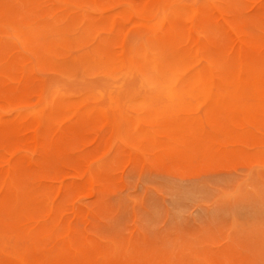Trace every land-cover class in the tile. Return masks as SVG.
Segmentation results:
<instances>
[{"label":"rangeland","instance_id":"rangeland-1","mask_svg":"<svg viewBox=\"0 0 264 264\" xmlns=\"http://www.w3.org/2000/svg\"><path fill=\"white\" fill-rule=\"evenodd\" d=\"M0 26V264H264V0H0Z\"/></svg>","mask_w":264,"mask_h":264},{"label":"bare ground","instance_id":"bare-ground-1","mask_svg":"<svg viewBox=\"0 0 264 264\" xmlns=\"http://www.w3.org/2000/svg\"><path fill=\"white\" fill-rule=\"evenodd\" d=\"M153 1H154V0H153ZM131 2H132V1H131ZM1 4H2V3H1ZM148 8H149V7H148ZM150 10H151V9H150ZM193 12H194V11H193ZM192 14H193V13H192ZM157 15H158V13H157ZM150 16H151V15H150ZM151 17H153V16H151ZM202 17H204V16L202 15ZM153 18H154V17H153ZM146 19H147V18H146ZM148 19H149V18H148ZM148 19H147V20H148ZM155 20H156V19H155ZM3 22H6V21H3ZM12 22H13V21H12ZM138 22H139V21H138ZM142 22H143V21H142ZM7 23H8V21H7ZM14 23H15V22H14ZM10 24H11V23H10ZM21 24H22V23H21ZM143 25H144V24H143ZM17 26H18V24H16V27H17ZM24 26H25V25H24ZM26 26H27V25H26ZM223 26H224V25H223ZM0 27H1V26H0ZM225 27H226V26H225ZM3 28H4V27H2V30H3ZM17 28H18V27H17ZM22 28H23V27H22ZM22 28H18V29H19V30H22ZM128 28H129V27H128ZM128 28H127V29H128ZM0 29H1V28H0ZM4 29H5V28H4ZM24 30H25V29H24ZM26 30H27V29H26ZM5 32H6V30H5ZM19 32H20V31H19ZM42 32H43V31H42ZM21 33H22V31H21ZM3 34H5V33H3ZM26 34H29V33H26ZM26 34H25V35H26ZM42 34H43V33H42ZM123 34H124V33H123ZM1 35H2V34H1ZM187 35H188V34H187ZM6 36L8 37V35H6ZM174 36H175V35H174ZM12 37H13V36H12ZM22 37H23V36H22ZM22 39H23V38H22ZM22 39H21V40H22ZM190 40H191V39H190ZM12 41H15V40H12ZM3 42L5 43V41H3ZM26 42H27V41H26ZM31 42H32V40H31ZM18 43H20V42L18 41ZM24 43H25V42H24ZM33 43L36 44V42H33ZM194 43H195V42H194ZM243 43H244V42H243ZM25 44H26V43H25ZM44 44H45V42H44ZM245 44H246V43H245ZM17 45H18V44H17ZM26 45H27V44H26ZM29 45H30V44H28V47H31V46H29ZM37 45H38V43H37ZM37 45H36L35 47H37ZM41 45H42V43H41ZM20 46H21V45H20ZM41 47H42V46H41ZM31 49L34 50L32 47H31ZM41 49H43V48H41ZM39 50H40V49H39ZM43 50H45V49H43ZM57 50H58V49H57ZM135 50H136V49H135ZM141 50H142V49H141ZM235 50H236V49H235ZM35 51H36V50H35ZM137 51H138V50H137ZM149 51H150V50H149ZM162 51H163V50H162ZM46 52H48V50H47ZM84 52H85V51H84ZM84 52H81V53H84ZM88 52H89V51H88ZM134 52H135V51H134ZM139 52H140V50H139ZM142 52L144 53L145 51H141L140 53H142ZM150 52H151V51H150ZM153 52H154V51H153ZM157 52H158V51H157ZM186 52H187V51H186ZM189 52H190V51H189ZM201 52H202V51H201ZM36 53H37V52H36ZM38 53H39V51H38ZM41 53H42V52H40L38 55H40ZM56 53H57V52H56ZM183 53H185V52H183ZM206 53H207V52H206ZM206 53H204V54H206ZM233 53H234V52H233ZM74 54H75V53H74ZM79 54H80V52H79ZM79 54H78L77 57H80V59H81L82 57L79 56ZM170 54H171V53L166 54V55H170ZM191 54H192V53H191ZM193 54H194V53H193ZM193 54H192V55H193ZM200 54H201V53H200ZM30 55H31V54H30ZM52 55H55V54L52 53ZM65 55H66V54H65ZM166 55H165V56H166ZM185 55H186V54H183V55H181V56H183V58H184ZM187 55H188V52H187ZM243 55H244V54H243ZM46 56H47V57H46V59H47V58H48V55H46ZM66 56H67V55H66ZM73 56H74V55H72V57H73ZM90 56H91V54H90ZM96 56L98 57V55H96ZM102 56H103V55H102ZM104 56H105V55H104ZM142 56H143V55H142ZM190 56H191V55H190ZM236 56H237V55H236ZM56 57H59L58 54L56 55ZM60 57H62V56H60ZM64 57H65V56H64ZM93 57H94V56H93ZM115 57H116V55H115ZM149 57H150V56H149ZM149 57H147V58H149ZM204 57H205V55H204ZM207 57H210V55H209V56L207 55ZM43 58H44V57H43ZM101 58H102V57H101ZM158 58H160V56L157 57V60H158ZM166 58H167V57H166ZM166 58H165V59H166ZM168 58H169V57H168ZM171 58H173V57H171ZM171 58H170V59H171ZM212 58H214V57H212ZM212 58H211V59H212ZM38 59H39V58H38ZM38 59H37V60H38ZM44 59H45V58H44ZM44 59H41V60L43 61ZM135 59H137V57H136ZM165 59H164V60H165ZM184 59H185V60H186V59L189 60V58H184ZM205 59H206V58H205ZM216 59H217V58H216ZM220 59H221V58H220ZM220 59L218 58L219 61L222 60V59H221V60H220ZM41 60H40V61H41ZM78 60H79V59H78ZM102 60H103V59H101L100 61H102ZM104 60H105V59H104ZM106 60H107V59H106ZM139 60H140V59H139ZM142 60H143V58H142ZM168 60H169V59H168ZM180 60H181V58H180ZM182 60H183V59H182ZM48 61H49V59H48ZM48 61H47V62H48ZM84 61H86V60H84ZM88 61H90V60H88ZM88 61H87V62H88ZM96 61H97V60H96ZM100 61H99L98 63H101ZM112 61H115V60H112ZM143 61H144V60H143ZM158 61H159V60H158ZM165 61H166V60H165ZM165 61H164V62H165ZM53 62H54V61H53ZM64 62H65V61H64ZM135 62H136V60H135ZM177 62H178V61H177ZM177 62H176V63H177ZM183 62H184V63H182V64H183V66H184L186 61H183ZM211 62H212V61H211ZM216 62L218 63V61H216ZM40 63H41V62H40ZM45 63H46V62H44V64H45ZM59 63L61 64L62 62H59ZM65 63H66V62H65ZM65 63H64V64H65ZM110 63H112V62L110 61ZM143 63H144V64H143ZM147 63H148V61H147ZM212 63L216 65L215 60H214V62H212ZM219 63H222V62H219ZM224 63H226V62H224ZM46 64H47V63H46ZM55 64H56V63H55ZM71 64H72V63H71ZM71 64H70V65H71ZM88 64H91V65H92V62H91V63H88ZM88 64H86V65H88ZM161 64H162V63H161ZM166 64H167V63H166ZM172 64H175V63H172ZM178 64H179V63H178ZM42 65H43V64H42ZM57 65H58V64H57ZM68 65H69V64H67V65H65V66L68 67ZM73 65H75V64H72V66H73ZM76 65H77V64H76ZM91 65H89L91 68H92V67H93V68H94V67L96 68V65H95V66H91ZM93 65H94V62H93ZM108 65H109V64H108ZM108 65H107V66H108ZM112 65H113V64H112ZM142 65H145V62H142ZM146 65H147V64H146ZM149 65H150V64H149ZM149 65H147V66H149ZM164 65H165V64H164ZM164 65H162V66H164ZM168 65H170V63H169ZM179 65L181 66V63H180ZM186 65H187V64H186ZM186 65H185V66H186ZM221 65L223 66V68H225L223 64H220L219 67H220ZM226 65H227V63H226ZM251 65H252V64H251ZM251 65H250V66H251ZM39 66H40V65H38V67H39ZM44 66H45V65H44ZM72 66H71V67H72ZM78 66H79V65H77L76 67H78ZM107 66H106V67H107ZM217 66H218V65H217ZM217 66H215V67H216V70L219 69V67L217 68ZM222 66H221V69H222ZM228 66H229V65H228ZM252 66H253V65H252ZM252 66H251V68H252ZM254 66H256V65H254ZM254 66H253L252 69H254ZM38 67H37V68H38ZM56 67H57V66H56ZM63 67H64V66H63ZM74 67H75V66H74ZM79 67H80V66H79ZM178 67H179L178 65H174V66H171V69L176 70ZM226 67H227V66H226ZM233 67H234V66H233ZM236 67H237V66H236ZM39 68H40V67H39ZM68 68L71 69L70 67H68ZM100 68H101V67H100ZM112 68H113V67H112ZM137 68H138V67H137ZM139 68H141V67H139ZM139 68H138V69H139ZM144 68H146V67H144ZM151 68H152V69H150V70L161 71V70H164L166 67L163 69V67H161V66L157 63L156 60H154V61H151ZM167 68H168V66H167ZM169 68H170V67H169ZM179 68L181 69V67H179ZM179 68H178V69H179ZM213 68H214V67H213ZM228 68H229V67H228ZM40 69H41V68H40ZM42 69H43V68H42ZM45 69H47L46 66H45ZM69 69H67V70H68V71H71V70H69ZM75 69H76V68H75ZM75 69L72 68V71H73V70L75 71ZM88 69H90V68H88ZM110 69H111V68H110ZM115 69H118V70H119L120 68H115ZM121 69H122V68H121ZM141 69H142V68H141ZM202 69H203V68H202ZM214 69H215V68H214ZM226 69H227V68H226ZM229 69H231V68H229ZM67 70H66V72H68ZM83 70H84V69H83ZM90 70H91V69H90ZM104 70H105V69H104ZM108 70H109V69H108ZM108 70H107V71H108ZM112 70L114 71V68H113ZM112 70H110V71H112ZM139 70H140V69H139ZM139 70H138V71H139ZM174 70H173V71H174ZM182 70H183V69H181V71H182ZM203 70L206 72L205 69H203ZM227 70H228V69H227ZM227 70H225V72H226ZM231 70H233V69H231ZM57 71H58V70H57ZM60 71H61V68H60ZM64 71H65V70H64ZM64 71H63V72H64ZM72 71H71V72H72ZM105 71H106V70H105ZM107 71H106V72H107ZM141 71H142V70H141ZM143 71H144V69H143ZM148 71H149V70H148ZM173 71H172V72L170 71L171 73L169 72L170 75H166L165 72L163 71V72H164V75H166V76H165L166 79H165L164 76H163V79L166 80V81H168V82L170 83V84H169L170 86H171V84H172V85H173V84H176V83H177V79H178L177 72H173ZM217 71H218V70H217ZM228 71H230V70H228ZM228 71H227V72H228ZM244 71H245V70H244ZM79 72H80V71H79ZM96 72H98V71H96ZM101 72L104 73V71H101ZM119 72H120V70H119ZM139 72H140V71H139ZM144 72H145V71H144ZM144 72H143V73H144ZM161 72H162V71H161ZM161 72H160L159 75H161V77H162V74H163V73H161ZM166 72H168V71H166ZM220 72H222V71H220ZM249 72H250V70H249ZM252 72H253V71H252ZM252 72H251V73H252ZM256 72H258V71L256 70V71H255V74H256ZM55 73H56V72H55ZM58 73H61V72H58ZM107 73H108V72H107ZM109 73H110V72H109ZM145 73H146V72H145ZM228 73H232V72L230 71V72H228ZM253 73H254V72H253ZM64 74H65V73H64ZM64 74H63V75H64ZM92 74H96V75H97V73H95V72H93ZM112 74H113V73L111 72L110 75H112ZM255 74H252V75L254 76ZM72 75H73V74H72ZM72 75H71V76H72ZM221 75H222V73H221ZM221 75H220V76H221ZM228 75H229V74H228ZM135 76H136V75H135ZM146 76H148V75H146ZM225 76H226V75H225ZM74 77H76V76H74ZM86 77H87V76H86ZM116 77H117V76H115V78H116ZM158 77H159V76H158ZM222 77H223V76H222ZM256 77H257V75H255L254 78H256ZM69 78H70V77H69ZM72 78H73V77H72ZM98 78H99V77H98ZM105 78H106V77H105ZM105 78H104V79H105ZM118 78H119V76H118ZM120 78H121V77H120ZM54 79H55V78H54ZM63 79H65V78H63ZM70 79H71V78H70ZM74 79H77V78H74ZM129 79H130V78H129ZM146 79H147V77H146ZM150 79H151V78H150ZM223 79H224V77H223ZM80 80H81V79H80ZM132 80H133V79H132ZM82 81H83V79H82ZM108 81H109V80H108ZM127 81H128V80H127ZM151 81H152V80H151ZM158 81H160V80H158ZM186 81L189 82L188 84H190V86H191V84H192V86H194V84L196 83L197 79H194L193 81H192V80H186ZM190 81H192V82H190ZM148 82H149V81H148ZM96 83H97V82H96ZM98 83H99V82H98ZM98 83H97V85H98ZM112 83H113V82H112ZM70 84H71V82H70ZM70 84H69V85H70ZM72 84H73V83H72ZM82 84H83V83H82ZM84 84H85V83H84ZM100 84H101V83H100ZM110 84H111V83H110ZM113 84H114V83H113ZM148 84H149V83H148ZM148 84H147V85H148ZM164 84H165V83H164ZM237 84H240V83L237 82ZM49 85H50V84H49ZM59 85H60V84H59ZM64 85H65V84H64ZM76 85H77V84H76ZM97 85H96V86H97ZM150 85H151V84H150ZM245 85H247V84H245ZM60 86H61V85H60ZM111 86H112V85H111ZM155 86H156V85H155ZM159 86H160V85H159ZM234 87H235V84H234V83H229V82H226V81L221 80V79L218 80V78L216 79L215 77H211V79L209 80V82H208L207 85L205 86V88L208 89L210 93H212L213 97H214V98H217V99H219L220 97L226 95V94L229 92V90H232ZM57 88H58V87H57ZM69 88H71V86H70ZM74 88H76V87H74ZM84 88H85V87H84ZM114 88H117V87L114 86ZM137 88H138V87H137ZM162 88H163V89H162L161 93H162L163 95H166V97L168 98L169 101H173L174 99H183V97H185V95H186L185 90H184V89L182 90L181 88H180V89H177V88L168 87V86H165V87L162 86ZM39 90H40V89H39ZM39 90H38V93L40 92ZM69 90H70V89H69ZM69 90H67V91H69ZM79 90H80V89H79ZM115 90H116V89H115ZM71 91H74V90L71 88ZM77 91H78V90H77ZM139 91H140V89H139ZM153 91H154V90H153ZM64 92H66V89H65ZM78 92H79V91H78ZM113 92H114V91H113ZM75 93H76V92H75ZM106 93H107V92H106ZM46 94H47V93H46ZM46 94H45V95H46ZM51 94L53 95V93H51ZM59 94H60V93H59ZM66 94H68L69 96L72 95V94H69V93H66ZM49 95H50V94H49ZM49 95H48V97H49ZM27 96H28V95H27ZM58 96H59V95H58ZM72 97H73V96H72ZM61 98L63 99L62 96H61ZM62 99H60V100H61V103L63 102ZM49 100H51V98H49ZM51 101H52V100H51ZM26 102H27V101H26ZM8 103H9V102H8ZM18 103H19V102H18ZM20 103H21V102H20ZM20 103H19V104H20ZM48 103H49V102H48ZM54 103H55V102H54ZM61 103H60V104H61ZM68 103H69V102H68ZM68 103H67V104L65 103L66 105H64V106H67ZM10 104H11V102H10ZM15 104H16V103H15ZM19 104H18V105H19ZM27 104H28V103H27ZM60 104H59V105H60ZM74 104H75V103H74ZM108 104H109V103H108ZM129 104H130V103H129ZM16 105H17V104H16ZM18 105H17V106H18ZM21 105H23V104H21ZM76 105H77V104H76ZM78 105H79V104H78ZM112 105H113V104H112ZM3 106H5V104H4ZM3 106H2V108H3ZM6 106H7V104H6ZM13 106H14V105H13ZM54 106H55V105H54ZM61 106H62V105H61ZM73 106H74V105H73ZM215 106H217V105H215ZM15 107H16V106H15ZM68 107H71V106L68 105ZM74 107H75V106H74ZM55 108H56V107H55ZM58 108H59V106H58ZM4 109H5V111H6V107H4ZM53 109H54V108H53ZM60 109H62V108L60 107L58 110H60ZM230 109H231V108H230ZM0 111H1V110H0ZM50 111H51V110H50ZM50 111H49V112H50ZM53 111H54V110H53ZM53 111H52V114H53ZM220 111H221V110H220ZM47 112H48V111H47ZM47 112H46V113H47ZM94 112H95V111H94ZM97 112H98V111H97ZM111 112H112V111H111ZM230 112H233V110H231ZM230 112H229V113H230ZM235 112H236V111H235ZM235 112H234V113H235ZM7 113H8V112H7ZM40 113H42V111H41ZM155 113H156V112H155ZM164 113H165V112H164ZM164 113H161V114L164 115ZM50 114H51V113H50ZM95 114H96V113H95ZM56 115H57V114H56ZM56 115H54L53 118H56V117H55ZM111 115H112V114H111ZM149 115H150V114H149ZM240 115H241V114H240ZM47 116H48V115H46V117H47ZM126 116H127V115H126ZM74 117H75V116H74ZM80 117H81V116H80ZM91 117H93V116H91ZM98 117H99V115H98ZM98 117H96V118H98ZM160 117H161V115H160ZM47 118H48V117H47ZM47 118H46V119H47ZM82 118H83V117H82ZM99 118H100V117H99ZM112 118H113V116H112ZM94 119H95V117H94ZM146 119H147V118H146ZM48 120H49V119H48ZM50 120H52V118H50ZM87 120H88V119H87ZM143 120H144V119H143ZM147 120H148V119H147ZM112 121H114V120H112ZM124 122H125V121H124ZM127 122H128V120H127ZM110 123H111V121H110ZM121 123H122V122H121ZM125 123H126V122H125ZM14 124H16V123H14ZM114 127H115V126H114ZM237 128H238V127H237ZM22 146H23V145H22ZM131 149H132V148H131ZM93 179H94V178H93ZM7 180H8V179H7ZM1 183H2V182H1ZM6 183H8V181H7ZM13 184H14V183H13ZM13 186H14V185H13ZM11 188H12V187H11ZM15 188H16V187H15ZM12 189H13V188H12ZM16 189H17V188H16ZM4 190H5V189H4ZM13 191H16V190L13 189ZM15 194H16V192H15ZM25 196H26V195H25ZM0 197H1V196H0ZM18 198H19V197H18ZM20 203H22V202H20ZM15 207H16V206H15ZM3 208H4V207H3ZM8 214H9V213H8ZM11 214H12V213H11Z\"/></svg>","mask_w":264,"mask_h":264}]
</instances>
